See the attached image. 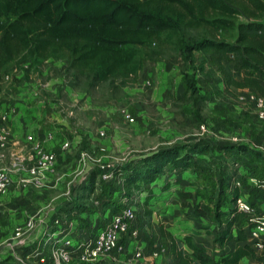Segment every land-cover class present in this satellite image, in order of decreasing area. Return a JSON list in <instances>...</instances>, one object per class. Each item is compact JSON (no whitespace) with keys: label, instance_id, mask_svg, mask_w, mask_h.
<instances>
[{"label":"trees","instance_id":"16d2710c","mask_svg":"<svg viewBox=\"0 0 264 264\" xmlns=\"http://www.w3.org/2000/svg\"><path fill=\"white\" fill-rule=\"evenodd\" d=\"M194 53H200L199 67L215 68L226 86L250 88L264 98V0H0V71L25 59L35 64L65 58L68 77L76 83L85 80L90 88L106 84L114 95L124 86L137 84L146 62L176 54L187 66ZM233 54H237L240 81L236 72L222 65ZM182 84L183 100L197 94L191 73L183 71ZM208 149V142H182L112 168L114 174L122 173L118 197L143 193L140 206L149 217L147 206L156 195L155 186L158 191L166 190L169 174L193 168V157L199 159ZM233 150L250 152L249 156L264 162L263 154L245 143L220 144L211 151ZM254 170L259 172H255L258 178H264L263 167ZM99 173L94 169L79 198L61 204L59 210L83 208L86 204L79 199L87 202ZM160 174L163 180L157 182L155 177ZM232 182L231 172L220 169L213 214L195 208L202 220H208L204 228L215 227L213 242L219 246L220 256L196 244L192 234L166 233L176 264H239L243 257L264 262L246 243L245 230L254 221L237 209L241 193L231 189ZM101 199L104 208L111 205L110 198ZM230 241L235 246L228 251L224 247Z\"/></svg>","mask_w":264,"mask_h":264},{"label":"rangeland","instance_id":"374dc122","mask_svg":"<svg viewBox=\"0 0 264 264\" xmlns=\"http://www.w3.org/2000/svg\"><path fill=\"white\" fill-rule=\"evenodd\" d=\"M199 56L200 53H194L193 62L187 66L180 59L179 61H175L176 57L179 58L176 54L161 57L164 58L162 63L164 67L165 65L167 66L169 75L168 78L166 77L164 94L160 97L156 96L155 99L148 95L155 88V80L152 76L151 86H146L145 79H147L146 75L149 73L148 71L152 73L153 68L157 64L151 63L150 65V62H146L144 69L137 77V84L124 86L118 93L112 95L110 88L106 84L90 88L85 80H82L81 83H76L68 77L65 72V58L35 64L30 62L27 69L22 67L23 60L8 68V70H16L17 72L22 69L24 70L21 82L17 86L14 84L15 81H0V100L2 98L7 99L9 100L7 103H11L13 101L11 99L12 96H10L13 95L12 92H23L24 88H26L25 92L33 95L40 105L49 108L51 111L59 112L61 118L69 126L71 125L74 129H78L76 132L78 131L81 135L85 134L87 138L90 135V139L92 138V140L95 138V148L94 146L90 149L86 146L83 147L81 143L80 149L93 154L100 160V163L107 164L109 170L129 164L134 159L151 153L158 148L174 146L189 138L196 140V142L213 143L214 147L217 146V141L215 140L232 143V141H229V136L223 137L226 139L220 138L222 136V133H220L222 129H227L233 133V136L248 145H251V143L264 145V137L261 139L255 137L256 133H264V124L253 116V111L247 109L251 113V118L248 116L247 122L240 121L241 116L237 114L232 106L227 109L222 100V95H225V99L229 96L231 97L230 103L233 105L232 100H238L239 94L253 91V89L237 88L233 85L226 86L215 68L211 69L207 64H204L202 68L199 67ZM235 59H237L236 55L234 58L231 57L230 60L225 61L226 68L229 71L234 68L237 71L238 65L235 63ZM158 61V59L157 61L155 60V63ZM175 63L177 64V72L173 74ZM183 71L191 73L196 77L195 82L198 89L197 94L189 95L184 100L181 98ZM240 77L242 79V75ZM145 88L146 90H144ZM4 91L5 93L3 94L2 92ZM212 101L213 104H210ZM240 104L245 108L243 103ZM121 106L136 116L135 125H130L123 120L120 113ZM142 113L145 114L146 119H142ZM135 126L137 127L135 128ZM201 126L206 127L207 133H200ZM101 128L105 130L103 137H99L97 134ZM88 141L87 143L89 144ZM258 149L264 154V148ZM248 153L250 155V152ZM8 156L10 155L7 154ZM66 156H69V154ZM200 156V159L193 157V159L195 158V166L191 170H185L189 173L192 172L191 176L188 173L182 175L177 185V192L180 194L191 191L189 198H183L184 201L189 200L188 204L186 205L184 204L185 202H181V206H183L181 209L183 208V219L189 221L192 225L196 220L194 216L196 214V207L204 209L208 216L213 214V201L218 192V173L220 169H223L226 173L230 174L231 170L235 168L233 164L235 162L239 163L238 159H240L238 156L234 160L233 157L235 155L226 151L220 153V155H212L209 151L206 155L203 153ZM242 156V159H246L244 165L248 169V173L253 172L256 176V173H259L254 170L256 166L258 168L263 167L264 172V162L260 161V159L250 156L251 161H249L250 158L247 155ZM73 157L76 156L73 155ZM74 162L76 163L75 159L72 162L73 168L72 163L70 164L69 162L63 168H58L55 171L57 175L64 177L63 181L55 184L53 179L46 186L38 188L41 191L44 190L49 193L48 197H55L60 202V205L65 201V196L62 195L63 190H70V199L79 198L78 195H81L83 186L88 183L91 172L96 169L95 165H97V163H93L89 164L88 168L86 167L84 170H76L79 168H74ZM69 165L70 168H68ZM77 166L79 165L77 164ZM64 172L67 174L64 175ZM155 178L157 182L163 180L162 174L156 175ZM114 182L116 183V181ZM246 182L245 178L243 184L246 185ZM105 187L107 188L101 187V191L95 193V198H97L98 202L97 206H101L102 197L105 199L109 198L110 193L112 194V192L117 190L113 183H109ZM34 188L37 189L36 187ZM155 192L156 195L150 200L149 206L153 210L159 211V206H162L161 203L164 200L158 195L157 185L155 186ZM250 193L254 195L256 193L259 194L257 190H252ZM138 194L137 192H133L135 197ZM254 197L258 198L256 195ZM28 198L33 199L32 196ZM249 198L247 199L248 201H250ZM0 199L2 200L3 197ZM79 201L87 203L82 198ZM29 203L32 204L30 200ZM184 206H189V208L186 209ZM5 207L0 206V227L2 226V222L6 221L8 217V215H5ZM25 207L16 206L15 210L19 213ZM30 207L33 206H28L27 208ZM72 209L77 214L81 215L84 212L86 215H90L93 213L92 215L95 216L92 217L93 219H102L103 213L100 209H90L88 211L86 205L83 208ZM142 213L141 215H143ZM2 215L3 217H1ZM140 219L141 221L144 220V218H140L139 216ZM207 224L208 220L201 221L202 238H205V234L207 236L211 234L215 228L212 226L207 227L208 229L204 228ZM85 225L86 223H81V227ZM88 230V226H85V231ZM208 243L210 253L219 257V246L211 245L212 242ZM107 262H110L109 264H116L112 261Z\"/></svg>","mask_w":264,"mask_h":264},{"label":"built area","instance_id":"2783aa9c","mask_svg":"<svg viewBox=\"0 0 264 264\" xmlns=\"http://www.w3.org/2000/svg\"><path fill=\"white\" fill-rule=\"evenodd\" d=\"M29 65L30 60L22 62V67L26 69ZM23 71V69L18 72L16 70L0 71V81L21 82ZM148 72L145 84L151 86L153 74ZM237 99L244 104L246 109L253 111L258 121L264 123V98L262 96L249 91L239 94ZM120 108L123 120L133 125L136 116L128 109L122 106ZM15 110L14 105L7 106L4 110L0 109V150L5 149L7 145L8 137L4 131V125L9 121L10 115L15 113ZM200 133H207L205 126L200 127ZM97 134L99 137H103L105 130L101 128ZM46 137L48 139L52 135L47 134ZM46 139L33 134L25 135V141L30 144L31 150L26 158V163L24 159L18 158L17 164H15L17 170H24V174L19 176L18 185L20 187L40 188L46 186L53 179L55 184L63 181L64 177L55 173L57 150L47 149L45 147ZM230 141L244 143L235 136L231 137ZM80 144L81 141L72 143L69 139H62L58 141L57 149L64 154L75 155L76 157L73 159L78 162V165H81V168L97 163L95 166L100 170V173L95 180V189L87 198L86 206L88 211L100 209L103 213L102 219L95 220L91 216L93 213L86 215L84 212L85 217L83 218L84 214H77L72 208L62 211L59 210L62 206H59L45 221V228L40 237L30 243L26 242L25 231L33 229L37 221H44L39 208L28 212L22 223L10 224L4 221L1 227L3 233L8 236L0 242V264H104L112 260L122 264H136L144 261V251L135 243L139 234L137 206L140 205V199L144 197V194L137 197L119 198L118 191H114L109 197L111 205L105 208L97 206L95 193L101 191L102 185L113 183L119 192L122 191V173L114 174L109 170V166L100 163V160L93 154L81 150ZM245 163L246 159H241L239 163L233 164L235 168L231 170L233 176L231 188L240 189L241 195L236 203L237 209L248 213L254 221L245 230L246 243L254 251L255 256L262 257L264 261V196L261 204H254L243 198L244 194H249L252 190L264 193V178L256 177L253 172L248 173ZM236 169L238 170L236 171ZM66 174L64 172V175ZM244 177L248 182L247 186L243 184ZM12 184L13 180L8 169L0 166V198H5L9 194ZM62 195L65 196V201L62 204H65L70 200V190H63ZM105 213H107L106 216ZM82 222L86 223L88 231H85V226L81 227ZM150 255L155 257L157 251H151Z\"/></svg>","mask_w":264,"mask_h":264},{"label":"crops","instance_id":"0c3cea01","mask_svg":"<svg viewBox=\"0 0 264 264\" xmlns=\"http://www.w3.org/2000/svg\"><path fill=\"white\" fill-rule=\"evenodd\" d=\"M235 55L237 56V54H233L231 55V57L234 58ZM163 59L164 58H159L158 59L159 63L158 62L155 63V61H148L150 62V65L151 63L157 64L152 70L153 78L155 80V84H154L155 88L148 94L150 95V97L154 99L156 98V96L160 97L162 96V94H164L165 92L164 89L166 88L165 87L166 77L168 78V75H169L167 66L165 65L164 67L162 63ZM175 61H179V58L176 57ZM235 63H237L238 65V58L235 59ZM176 65L177 64L175 63L173 74L177 72ZM222 65L227 71H229L226 68L225 61L222 62ZM231 71L236 72V79L240 81L241 73L238 70V68H237V71L235 70V68L232 69ZM141 72L142 70L139 73ZM19 83L20 82H15L14 84L17 86ZM261 85L264 88V80H261ZM144 90H146V88ZM25 91H26V88H24L23 92L22 91L12 92L13 95H10V96H12L11 99H13V101L11 103H7V101H9L7 99L2 98V100H0L1 110L6 109L7 106L9 107L10 105H14L16 108L15 113L13 115H10L9 121L4 125V131L6 132L7 137H8L7 145L5 149L0 150V166L8 169L12 177L13 184L9 191V194L5 198H3V200L0 201V206H4V207L11 206V207H5L6 209L5 215H8V217L6 218V221L9 222L10 224L11 223L12 224L22 223L24 222L25 215L28 212L33 211L36 208L37 209L39 208L41 210V214L44 218V221L42 220L37 221L33 229L25 231L26 242L30 243L31 241L40 237V235L42 234V231L45 228V225H44L45 221L54 212V210L60 206V202L57 199H55V197H51V196L48 197L49 193L45 192L44 190L41 191L40 189L38 188L35 189L34 187H31V186H27L24 188L18 185L19 178H20L19 176L24 174V170H17L16 168L17 166L15 164H17L16 162L18 158H20L21 160L24 159L26 163L27 161L26 158L31 150L30 144L25 141V135L33 134L42 139H46L47 134L52 135V137L46 139L45 147L49 150H55V151L57 150V160H56V170H55L57 171L58 168H63V166L66 165L67 163L70 162L71 164L74 161L72 154H69V156H66L67 154H64L63 152L58 151L57 149L58 141L62 139H69V141L72 143H76L78 141H81L82 143V141L84 140L83 137H85V134L81 135V133H79L78 131L76 132V130L78 129H74L73 126L71 125L69 126V124L61 118L59 112L51 111L49 108L43 105H40L38 100L33 98L31 94H28ZM2 93L4 94L5 91ZM226 96L228 95L226 94ZM230 98L231 97L228 96V98L225 99V95L224 96L222 95V100L224 102V105L227 107V109L232 106V108L235 109L237 114L241 116V119L239 120L247 122L248 116L251 118L250 116L251 113L248 112V110L244 108L240 104V102L236 99L232 100L233 105H231ZM210 104H213V101L210 102ZM219 110H221V108H219ZM142 115H143L142 119L147 118L144 113H142ZM136 127L137 126H135V128ZM220 133H222L221 134L222 136H220L221 139H226L223 137L229 136V141H230V138L234 137L232 135L233 133H231L227 129H222ZM255 137L261 139L264 137V133L263 134L256 133ZM88 138H86V142L84 146L89 147L90 149L91 147L94 146V141H96V139L95 138L93 140L92 138L90 139V135ZM87 141L89 142V144L87 143ZM215 141L218 142V143L216 142L217 146L214 147L213 143L211 144L209 143V149L208 151L204 152L205 155L209 151L210 153H212L211 150L216 149L220 144H228L225 141H219V140H215ZM182 142L184 143L185 142H196V140H192L191 138H189ZM249 147L254 151L260 152L258 148L263 149L264 145L251 143ZM223 152L224 151L219 152V154L217 153V155H220V153H223ZM228 153H232L233 155H235L233 157L234 160L237 159L239 156L240 159L238 160L240 161L242 159L241 158L242 155L243 156L247 155L250 158L248 153L237 154L234 150ZM7 154H9L10 156L7 157ZM200 158L201 156L199 155V159ZM260 161L262 160L260 159ZM77 163H78L77 161L76 163L74 162L75 164L74 168H79V169L84 170L88 166L87 165L85 168L84 167L81 168L80 167L81 165L77 166ZM106 166L108 165L106 164ZM72 168H73V163H72ZM186 173H188V175L191 176L192 172L189 173L187 171L176 170L173 173L168 175V183H167L168 188L164 191L159 190L158 195L161 196L162 199L164 200V202L161 203L162 206L161 207L159 206V211H155L151 208V206H147L151 210V215L148 217L147 215H145V207L140 206V205L137 206L138 213H140V214H137L138 224H139L138 225L139 234L137 236L135 243L143 249L144 255H145L144 261H142L139 264H176L177 260L173 259L170 253L171 243L169 239L165 236L166 233H171L175 236H182L185 233L192 234L193 241L196 244L202 245L205 248H207L209 252H210L209 250L210 246L208 245L209 244L208 242L210 243L212 242L211 245H214V246L217 245L213 242L214 233H215L214 230L211 232V234L208 235L209 237L207 236V234H205V238H202V235H201L202 219L199 215L197 214L194 215L196 220H195V223L193 222V225L189 221L184 220L182 217L183 208L181 209V207L183 206H181L182 205L181 202L182 203L185 202L184 204L186 205L188 204L189 200L184 201L183 198H189L191 191L180 194L179 192H177V185L180 182L179 179L182 178V175H186ZM246 183L248 184V182ZM153 191L155 192V189ZM250 192L249 194H244L243 198L248 199L250 195L249 199L251 203L261 204L263 202L264 193H262L261 191H258L259 194L257 193L255 194L256 196H258V198H255L254 197L255 195L253 193L251 194ZM139 195L142 196L143 193H140ZM29 196H32L33 199L32 200L29 199L28 198ZM29 200L32 202V204L29 203ZM16 206H26V207L25 209L17 213L15 210ZM28 206H33V207L27 208ZM184 207L186 209L189 208V206H184ZM141 213L143 215H141ZM81 214H84V213L82 212ZM106 215L107 213H105V216ZM91 216L93 217L94 215H91ZM139 216L140 218H144V220L142 221L141 219L139 220ZM7 236H8L7 234L3 233L2 227H0V242L4 241L5 238H7ZM240 244H243V243L241 242ZM234 246H235V242L230 241L224 248L230 251L234 249ZM153 250L157 251V255L155 257H152L150 255V252ZM112 262L116 264L117 263L122 264L114 260H112ZM109 263L110 262H105L104 264H109ZM239 264H261V263H259L254 257H243L239 261Z\"/></svg>","mask_w":264,"mask_h":264}]
</instances>
